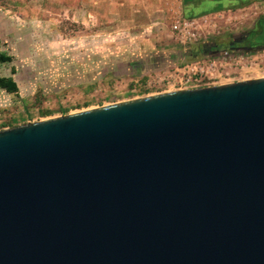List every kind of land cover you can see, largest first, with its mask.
I'll return each instance as SVG.
<instances>
[{
	"label": "water",
	"instance_id": "obj_1",
	"mask_svg": "<svg viewBox=\"0 0 264 264\" xmlns=\"http://www.w3.org/2000/svg\"><path fill=\"white\" fill-rule=\"evenodd\" d=\"M0 264H264V78L0 131Z\"/></svg>",
	"mask_w": 264,
	"mask_h": 264
},
{
	"label": "rangeland",
	"instance_id": "obj_2",
	"mask_svg": "<svg viewBox=\"0 0 264 264\" xmlns=\"http://www.w3.org/2000/svg\"><path fill=\"white\" fill-rule=\"evenodd\" d=\"M230 2L222 8L207 0L199 7L184 0H0L18 23L0 24L4 50L15 58L0 74L15 68L19 85L16 95L0 89V131L182 90L168 85L175 66L208 54L209 46L229 50L224 46L256 31L264 16V0ZM205 11L193 17L212 16L195 24L194 41L173 32L176 19ZM234 78L214 86L264 72Z\"/></svg>",
	"mask_w": 264,
	"mask_h": 264
},
{
	"label": "built area",
	"instance_id": "obj_3",
	"mask_svg": "<svg viewBox=\"0 0 264 264\" xmlns=\"http://www.w3.org/2000/svg\"><path fill=\"white\" fill-rule=\"evenodd\" d=\"M212 17L206 15L193 19H176L173 23V32L181 39H187L189 42L197 38L193 32L195 24L199 21H206ZM264 72V47L257 51H236L220 50L205 58H197L189 63L175 66L174 72L169 77L168 85L178 87V89H199L212 87L216 84L235 80L236 74H251ZM234 79V80H233Z\"/></svg>",
	"mask_w": 264,
	"mask_h": 264
},
{
	"label": "trees",
	"instance_id": "obj_4",
	"mask_svg": "<svg viewBox=\"0 0 264 264\" xmlns=\"http://www.w3.org/2000/svg\"><path fill=\"white\" fill-rule=\"evenodd\" d=\"M185 5H187V1H184ZM247 3H242L240 5H235L233 6L234 9H237L239 7L244 6ZM222 8H216L213 11H221ZM210 11H205V12H201L199 14H195L194 12H189L188 14H186V17L188 18H193L196 16H200V15H205L207 13H209ZM256 36H255V44L256 45H264V16L261 17L259 20H257V29L255 31ZM225 48H229V46H224ZM217 48V47H216ZM215 48V49H216ZM219 48V47H218ZM217 50V49H216ZM208 54H203L204 56H208L213 54V52H206ZM203 55H201L200 57H203ZM199 57V58H200ZM14 56L5 52L4 50V43L2 41V39L0 38V69L6 65V64H11L14 61ZM189 59L193 60L195 59V57H191L189 56ZM16 74V69L13 68L12 69V75L11 77H6V76H1L0 75V89L5 91L8 94H18L19 93V85L17 83V81L14 78V75Z\"/></svg>",
	"mask_w": 264,
	"mask_h": 264
},
{
	"label": "flooded vegetation",
	"instance_id": "obj_5",
	"mask_svg": "<svg viewBox=\"0 0 264 264\" xmlns=\"http://www.w3.org/2000/svg\"><path fill=\"white\" fill-rule=\"evenodd\" d=\"M184 1H187V6L199 7L200 5H202L204 3L205 0H184ZM207 1H210L213 4L221 6L223 8L224 7L223 3L225 1H232L233 2L234 0H207ZM232 2H230V3H232ZM255 36H256L255 31H251L248 34L238 38L237 40L231 41L228 46L230 49L236 50V51H245V50L249 51L252 49L264 47V45H256L255 44ZM222 48H223V46H216V45L215 46H209L208 52L215 53V52L220 51Z\"/></svg>",
	"mask_w": 264,
	"mask_h": 264
},
{
	"label": "crops",
	"instance_id": "obj_6",
	"mask_svg": "<svg viewBox=\"0 0 264 264\" xmlns=\"http://www.w3.org/2000/svg\"><path fill=\"white\" fill-rule=\"evenodd\" d=\"M2 11V9L0 8V24H18V23H16V22H12L11 20H10V18H8L9 16H7V14L5 13V12H3ZM5 16H4V15ZM6 20H8V21H6ZM4 23H3V22ZM2 33L0 32V38L2 39ZM1 75V74H0ZM16 75V74H15ZM15 75H14V78H15V80H16V77H15ZM4 76H6V77H11V76H13L12 75V72H11V74L10 75H4Z\"/></svg>",
	"mask_w": 264,
	"mask_h": 264
}]
</instances>
